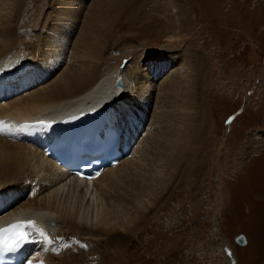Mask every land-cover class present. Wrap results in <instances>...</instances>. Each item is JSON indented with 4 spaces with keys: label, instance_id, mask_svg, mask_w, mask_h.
<instances>
[{
    "label": "rangeland",
    "instance_id": "1",
    "mask_svg": "<svg viewBox=\"0 0 264 264\" xmlns=\"http://www.w3.org/2000/svg\"><path fill=\"white\" fill-rule=\"evenodd\" d=\"M20 1L22 6L12 10L11 26L20 24L16 35L41 34L46 13L67 14L64 0H43L39 10L38 0ZM94 1L81 5V19L73 15L74 30L80 31ZM122 7L103 67L137 63L141 74L146 55L162 50L176 58L177 65L155 80L157 89L148 94L147 122L157 118L162 133L155 132L160 142L172 143V151L166 155L165 144L157 141L164 146L154 151L156 159L151 156L155 162H148L150 170L160 162L163 170L152 180L160 188L150 196L143 226L88 244L65 233L69 247L63 258L72 264H227L224 243L234 264H264V0H126ZM26 46V40L19 46L23 53ZM196 53L203 68L197 62L191 79L180 76L178 70L186 66L182 60ZM172 75L179 78L173 94L162 86ZM175 149L182 161H176ZM117 192H112L116 198ZM213 231L223 243L211 241ZM239 235L245 237L243 244L236 241Z\"/></svg>",
    "mask_w": 264,
    "mask_h": 264
},
{
    "label": "bare ground",
    "instance_id": "2",
    "mask_svg": "<svg viewBox=\"0 0 264 264\" xmlns=\"http://www.w3.org/2000/svg\"><path fill=\"white\" fill-rule=\"evenodd\" d=\"M64 1L67 10L64 18L54 15V12L46 13L41 34L32 35L30 38L27 34H15V30L20 27L19 23L11 26L15 18L12 10L20 8L23 1L19 3V0H0V71L19 72L22 70V63L30 67L22 70L24 74H20L18 80L21 86L28 82L27 89H23L20 95L12 99L0 102V128L4 127L5 131L7 128L12 132L22 122H30L37 117L49 122L103 109L110 114L108 119L122 128L123 136L125 135L131 145V152L117 166L104 170L92 183H81L47 159L40 147L34 143L20 137L14 138L7 132L0 133V226L14 219H21L25 223L31 220L37 221L39 228L47 231L44 236L37 235L35 231L29 234V253L25 264H72L69 258H63L66 254L63 251L69 247L62 237L65 233H72L79 241L88 244L98 240L101 235L136 231L145 224L150 215V196L153 192L158 193L160 188L158 184L153 186L152 180L156 179L157 173L162 174V164L153 163L158 169L161 168L154 172V166L150 170L148 165H151L148 162L156 159L153 157L154 151L161 146L157 145V141L162 140L156 132L160 130L159 133H162V128H159V121L155 117L147 122L152 102L148 99V94L157 89L153 82L177 65L176 58L165 55L162 50L146 55L147 68L141 74L137 70V63L123 69L112 65L103 67V54L111 49L110 38L116 32L115 25L120 14L124 13L121 8L126 0L94 1L80 31L74 30L75 23L72 24L71 19L73 15L79 17L81 5L87 0ZM42 4L43 0H38L35 6L39 10ZM45 8L46 6L42 9L43 12ZM83 14L84 12L81 13L82 16ZM40 17L39 15L36 19L39 20ZM24 40L28 42V46L23 53L19 46ZM185 58L188 60H182V64L186 66L179 69L178 74L188 79L194 75L193 66L195 68L199 62L202 69L203 62L199 53ZM58 65L62 66L59 71ZM119 77L123 78V89L116 86ZM177 79L172 75L162 85L163 90L171 92L178 85ZM141 126L144 133L139 137L136 135ZM170 144H165L163 148L166 155L172 151ZM191 144L193 143L189 145ZM175 150L177 154L180 153ZM182 159V154L176 155L177 162ZM178 171L179 169L177 173ZM124 183L128 184L126 188ZM116 189H119L118 198L112 195ZM152 197L151 199L154 198ZM211 241L223 243L215 231L212 232ZM222 250L227 264H233L228 246L224 243Z\"/></svg>",
    "mask_w": 264,
    "mask_h": 264
},
{
    "label": "snow or ice",
    "instance_id": "3",
    "mask_svg": "<svg viewBox=\"0 0 264 264\" xmlns=\"http://www.w3.org/2000/svg\"><path fill=\"white\" fill-rule=\"evenodd\" d=\"M0 131H3L0 128ZM27 227H31L39 236H44V232L36 227L34 221L17 222L6 228H0V251L15 252L29 241Z\"/></svg>",
    "mask_w": 264,
    "mask_h": 264
},
{
    "label": "water",
    "instance_id": "4",
    "mask_svg": "<svg viewBox=\"0 0 264 264\" xmlns=\"http://www.w3.org/2000/svg\"><path fill=\"white\" fill-rule=\"evenodd\" d=\"M117 86L120 87V88L123 87V80H122V78H119V79L117 80ZM36 224H37V222H36ZM41 230H42L43 232L45 231V230H43V229H41ZM244 239H245L244 235H239V236H238V240H239V242H240L241 244H243L242 242L244 241Z\"/></svg>",
    "mask_w": 264,
    "mask_h": 264
}]
</instances>
